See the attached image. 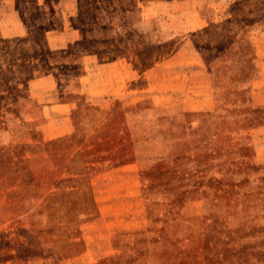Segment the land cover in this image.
<instances>
[{"label":"rangeland","instance_id":"1","mask_svg":"<svg viewBox=\"0 0 264 264\" xmlns=\"http://www.w3.org/2000/svg\"><path fill=\"white\" fill-rule=\"evenodd\" d=\"M262 75L264 0H0V264H264Z\"/></svg>","mask_w":264,"mask_h":264},{"label":"crops","instance_id":"2","mask_svg":"<svg viewBox=\"0 0 264 264\" xmlns=\"http://www.w3.org/2000/svg\"><path fill=\"white\" fill-rule=\"evenodd\" d=\"M210 75H212V72H210ZM261 77L264 78L263 75ZM258 82L259 81L256 80V79L253 80V84H255L257 86V90L254 91V93L252 94V100H254V104L255 105H263L264 104V99L262 98V96H263L262 93L264 92V90H262L263 88L261 87L260 83H258ZM257 84H259V85H257ZM214 98H215V96H214ZM214 101H215V99H214ZM211 104H215V103L213 101H211ZM211 104H207L206 106H195V107H192V109H190V110H200V109H202V110H211L212 109L211 108ZM260 128L264 129V125H262V126L258 127L257 129H255V132L264 134V130L261 131L262 129H260ZM260 162H264V155H263V157H261Z\"/></svg>","mask_w":264,"mask_h":264}]
</instances>
